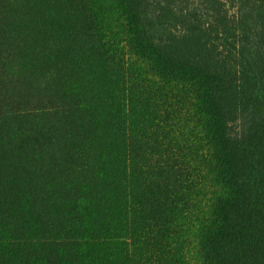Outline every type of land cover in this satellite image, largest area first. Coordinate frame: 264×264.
Instances as JSON below:
<instances>
[{
  "label": "trees",
  "instance_id": "1",
  "mask_svg": "<svg viewBox=\"0 0 264 264\" xmlns=\"http://www.w3.org/2000/svg\"><path fill=\"white\" fill-rule=\"evenodd\" d=\"M144 1L0 0V264H264V0Z\"/></svg>",
  "mask_w": 264,
  "mask_h": 264
},
{
  "label": "rangeland",
  "instance_id": "2",
  "mask_svg": "<svg viewBox=\"0 0 264 264\" xmlns=\"http://www.w3.org/2000/svg\"><path fill=\"white\" fill-rule=\"evenodd\" d=\"M143 8L146 22L155 36L163 43L175 41L185 32L187 11H197L203 18H208L207 26L212 19L209 7L204 3V0H179V2L172 4L166 0H145ZM229 8L231 16L238 11L237 7L229 6ZM192 19L195 22H201L193 16ZM251 116V113L246 112L233 124L234 132L237 135H242L247 131Z\"/></svg>",
  "mask_w": 264,
  "mask_h": 264
}]
</instances>
